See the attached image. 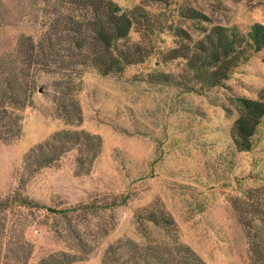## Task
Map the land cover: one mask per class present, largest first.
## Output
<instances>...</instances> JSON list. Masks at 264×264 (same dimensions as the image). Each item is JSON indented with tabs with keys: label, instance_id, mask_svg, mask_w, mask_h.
<instances>
[{
	"label": "rangeland",
	"instance_id": "374dc122",
	"mask_svg": "<svg viewBox=\"0 0 264 264\" xmlns=\"http://www.w3.org/2000/svg\"><path fill=\"white\" fill-rule=\"evenodd\" d=\"M113 1L132 22L114 47L123 70L84 71L81 124L57 116V77L39 74L20 136L0 139V264H181L185 249L264 264V117L249 151L232 138L236 98L264 101V0ZM54 5L0 0V59L38 39ZM64 130L101 138L91 170L73 149L27 171Z\"/></svg>",
	"mask_w": 264,
	"mask_h": 264
},
{
	"label": "trees",
	"instance_id": "16d2710c",
	"mask_svg": "<svg viewBox=\"0 0 264 264\" xmlns=\"http://www.w3.org/2000/svg\"><path fill=\"white\" fill-rule=\"evenodd\" d=\"M51 17L38 39L24 36L14 53L0 59V139L18 138L22 111L30 105L39 74L56 76L54 103L57 116L68 125L82 122L78 102L79 79L92 68L103 76L119 73L123 64L114 47L128 37L132 22L113 0H53ZM257 50L264 49V26L256 25ZM240 114L232 127L239 151H249L252 138L264 117V101L236 98ZM102 140L85 131H61L36 146L25 157L27 171L49 167L75 149L77 166L88 173L98 158ZM240 220L243 217L240 216ZM165 224H171L165 219ZM181 264H204L183 250ZM171 264V263H167Z\"/></svg>",
	"mask_w": 264,
	"mask_h": 264
}]
</instances>
